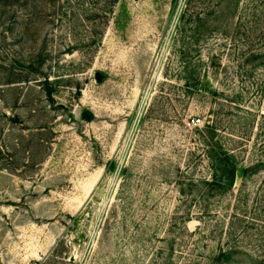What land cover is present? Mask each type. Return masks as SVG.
Listing matches in <instances>:
<instances>
[{"label": "rangeland", "instance_id": "obj_1", "mask_svg": "<svg viewBox=\"0 0 264 264\" xmlns=\"http://www.w3.org/2000/svg\"><path fill=\"white\" fill-rule=\"evenodd\" d=\"M263 33L264 0H0V264H264Z\"/></svg>", "mask_w": 264, "mask_h": 264}, {"label": "trees", "instance_id": "obj_2", "mask_svg": "<svg viewBox=\"0 0 264 264\" xmlns=\"http://www.w3.org/2000/svg\"><path fill=\"white\" fill-rule=\"evenodd\" d=\"M263 39H264V33H263ZM49 83V82H48ZM51 85V83H49ZM53 89H50V94L52 93ZM209 129L211 130L210 134L211 136L213 135V132L214 131V128L213 127H209ZM231 154L226 152V153H222L221 156H219V159L217 160V164H216V170H217V173L215 174L214 178H213V181L212 182H209L208 184L210 185H217V187H220V185H223L222 186V189H224L225 187H229L230 183H231V170L232 168H234L236 166V163H234L232 160V158L230 157ZM251 168L252 170H255L256 167H249ZM249 168H245L242 170V173L245 174V173H249L251 171V169ZM226 172V175L228 178L225 177V173L223 172ZM221 172V173H219ZM224 254V252H223Z\"/></svg>", "mask_w": 264, "mask_h": 264}, {"label": "water", "instance_id": "obj_3", "mask_svg": "<svg viewBox=\"0 0 264 264\" xmlns=\"http://www.w3.org/2000/svg\"><path fill=\"white\" fill-rule=\"evenodd\" d=\"M235 181H236V172H234L232 175L231 184L233 185Z\"/></svg>", "mask_w": 264, "mask_h": 264}]
</instances>
